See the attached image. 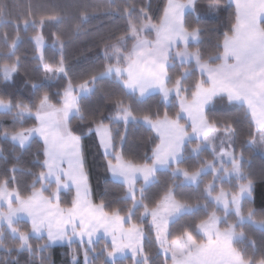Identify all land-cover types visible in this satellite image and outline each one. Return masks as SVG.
I'll list each match as a JSON object with an SVG mask.
<instances>
[{
    "label": "snow or ice",
    "instance_id": "snow-or-ice-1",
    "mask_svg": "<svg viewBox=\"0 0 264 264\" xmlns=\"http://www.w3.org/2000/svg\"><path fill=\"white\" fill-rule=\"evenodd\" d=\"M229 8L219 35L201 23ZM76 9L29 2L14 10L0 0V140L10 145L0 146V264H21L25 252V264H54L52 245L65 241L70 264H264V239L248 231L264 235V163L258 172L251 164L257 153L264 162V0ZM100 16L108 23L95 34L99 63L76 75L67 50ZM25 38L31 60L19 50ZM21 75L27 98L6 90ZM154 95L163 111L145 106ZM74 121L98 139L119 182L114 201L94 199ZM130 124L154 133L139 159L125 151ZM33 145L28 165L22 156ZM185 217L191 223L174 232Z\"/></svg>",
    "mask_w": 264,
    "mask_h": 264
},
{
    "label": "trees",
    "instance_id": "trees-1",
    "mask_svg": "<svg viewBox=\"0 0 264 264\" xmlns=\"http://www.w3.org/2000/svg\"><path fill=\"white\" fill-rule=\"evenodd\" d=\"M10 7H13L14 10H22L29 2L36 3H50L55 4L61 7H65L71 14H75L76 6L89 3H101L106 2V0H6ZM139 3H151L153 11L155 12L158 8H161L165 3V0H138ZM228 0H221V8H224L227 5ZM206 6V5H205ZM234 12V8H229L228 11L222 12L218 16H214L211 13H204L201 23L209 25L212 29L215 30L216 35H219L220 32L226 31L227 26L229 25L230 19L232 17V13ZM108 21L103 17H93L91 20V24L88 26V33H80L77 36L73 37L70 46L67 50L68 59L70 65L72 67L73 72L76 75H81L92 69L99 63V56L101 55L100 49L97 46L96 42V33L100 29H104L105 25ZM70 28V22H66L63 26H60L61 32H67ZM57 30L56 27H52L46 29V35L51 31ZM91 33V34H89ZM215 37H213L214 42ZM33 42L29 41L25 38L24 41L20 44V53L22 56L27 58L28 60L32 59ZM55 52V49L51 46V40H46V54L51 56ZM29 71L31 72L32 65L27 66ZM58 75V74H57ZM46 84L50 87L51 91L55 93L57 88L55 87L56 82L50 81L46 82ZM9 92H12L18 96H22L27 98V91L23 85V76L21 75L16 79V82L11 85L8 89ZM95 100H99V96L95 98ZM95 102V101H94ZM102 102V101H101ZM151 106L153 110L159 108L161 111L164 110L163 104L160 100L159 95H154L149 101L148 104L145 105ZM212 107V106H210ZM218 110L214 112L215 115H221L223 105L214 106ZM172 110V109H170ZM6 124H11V120L4 121ZM74 128H78L83 133L82 145H83V156H84V164L85 170L88 176L89 185L92 193L94 194V199L99 202L100 198H105L108 201H114L120 195V189L118 187L117 181H114L108 171L106 170L105 160L101 150L98 147V141L94 135L88 134L83 130V126L80 125L77 121L73 122L72 125ZM154 136V133L149 132L147 127L142 124H130L128 128V140L125 144V151L131 155L136 157L137 159L142 158L145 153L150 154V149L152 147V142L150 137ZM0 146H3L7 151L10 150V145L6 144L3 140H0ZM35 152V145L31 148L30 151L25 152L22 156V160L25 164L31 165L33 161V153ZM262 160L257 153L251 159L252 168L255 171H259L262 166ZM259 184V181H258ZM106 187L109 189L106 192ZM260 189H258L259 191ZM74 196V191L72 193H68L67 190L63 191L61 199L63 202H70L71 198ZM261 204V200L259 196L256 200V207L259 209ZM191 217H185L181 219L175 226L173 230L175 232L176 229H179L181 225L191 223ZM150 225L145 224V229H147ZM248 231L256 237L258 241L264 239V235L261 234L260 230L255 227H251ZM246 244V242H244ZM102 244V242H101ZM75 246V245H74ZM243 246V245H242ZM251 250V249H249ZM68 245H52L51 248V256L54 264H70V257L68 256ZM259 253H257L258 255ZM4 253L0 251V257H3ZM19 260L21 264H25L28 260V254L21 253L19 255Z\"/></svg>",
    "mask_w": 264,
    "mask_h": 264
},
{
    "label": "rangeland",
    "instance_id": "rangeland-1",
    "mask_svg": "<svg viewBox=\"0 0 264 264\" xmlns=\"http://www.w3.org/2000/svg\"><path fill=\"white\" fill-rule=\"evenodd\" d=\"M34 43V42H33ZM97 139V138H96ZM97 141H98V139H97ZM102 152V151H101ZM103 154V153H102ZM109 173V172H108ZM109 175H110V177L114 180V178L111 176V174L109 173ZM115 181V180H114ZM118 182V181H117ZM64 191H66V190H64ZM73 191H74V194H75V190L73 189ZM54 245H68L67 244V242L65 241V242H62V243H57V244H54Z\"/></svg>",
    "mask_w": 264,
    "mask_h": 264
},
{
    "label": "crops",
    "instance_id": "crops-1",
    "mask_svg": "<svg viewBox=\"0 0 264 264\" xmlns=\"http://www.w3.org/2000/svg\"><path fill=\"white\" fill-rule=\"evenodd\" d=\"M147 127V126H146ZM102 151V150H101Z\"/></svg>",
    "mask_w": 264,
    "mask_h": 264
}]
</instances>
